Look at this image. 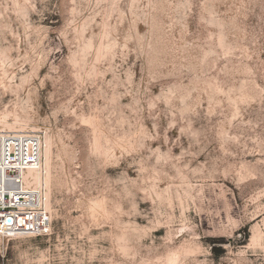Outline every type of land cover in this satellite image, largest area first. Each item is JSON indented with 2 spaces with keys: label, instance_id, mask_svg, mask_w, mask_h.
<instances>
[{
  "label": "rangeland",
  "instance_id": "obj_1",
  "mask_svg": "<svg viewBox=\"0 0 264 264\" xmlns=\"http://www.w3.org/2000/svg\"><path fill=\"white\" fill-rule=\"evenodd\" d=\"M20 129L52 230L0 264H264V0H0Z\"/></svg>",
  "mask_w": 264,
  "mask_h": 264
},
{
  "label": "built area",
  "instance_id": "obj_2",
  "mask_svg": "<svg viewBox=\"0 0 264 264\" xmlns=\"http://www.w3.org/2000/svg\"><path fill=\"white\" fill-rule=\"evenodd\" d=\"M42 138L36 132L0 133V237L42 236L52 230L46 196L25 183L23 173L40 165Z\"/></svg>",
  "mask_w": 264,
  "mask_h": 264
},
{
  "label": "bare ground",
  "instance_id": "obj_3",
  "mask_svg": "<svg viewBox=\"0 0 264 264\" xmlns=\"http://www.w3.org/2000/svg\"><path fill=\"white\" fill-rule=\"evenodd\" d=\"M23 132H34L26 131L24 129L20 130H0V133H23ZM42 138V137H41ZM42 158L40 165L29 168L23 173L24 181L27 185L33 187H39L43 190L46 196V206L48 208V165H49V145L46 143V139L42 138ZM0 239H3L0 237Z\"/></svg>",
  "mask_w": 264,
  "mask_h": 264
}]
</instances>
